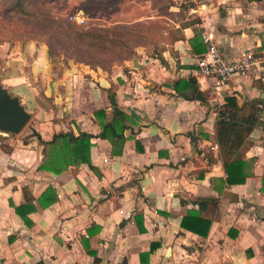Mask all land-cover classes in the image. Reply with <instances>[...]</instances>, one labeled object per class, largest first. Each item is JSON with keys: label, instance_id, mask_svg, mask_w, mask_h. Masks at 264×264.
I'll use <instances>...</instances> for the list:
<instances>
[{"label": "crops", "instance_id": "crops-1", "mask_svg": "<svg viewBox=\"0 0 264 264\" xmlns=\"http://www.w3.org/2000/svg\"><path fill=\"white\" fill-rule=\"evenodd\" d=\"M186 10L200 23L181 29L161 57H136L138 66L133 58L110 71L55 72L45 43L0 45L16 61V74L1 83L32 115L25 136L0 134V264H264V111L245 147L244 184L229 185L215 134L226 97L264 108V78H234L216 97L200 85L195 64L205 38L230 59L248 50L264 56V0H188ZM196 30L204 53L193 50ZM191 78L205 101L176 92V82ZM112 93L133 117L124 143L99 136L101 122L113 120ZM33 131L46 142L68 131L94 135L92 167L40 169L49 148ZM26 188L36 210H24V219L15 207L28 204ZM45 192L47 203L58 197L46 208ZM201 199L218 202L202 210ZM191 213L212 221L207 237L182 225Z\"/></svg>", "mask_w": 264, "mask_h": 264}, {"label": "trees", "instance_id": "trees-1", "mask_svg": "<svg viewBox=\"0 0 264 264\" xmlns=\"http://www.w3.org/2000/svg\"><path fill=\"white\" fill-rule=\"evenodd\" d=\"M35 3L39 8L44 3V0H0L2 18L6 21L7 18L16 21V26H1L0 32L6 33L16 40L23 41L32 40L45 43L48 49V55L52 52V42L48 37L60 43H65L70 49L85 50L94 56L98 57L99 64L96 67H101L105 70L111 68L117 63L116 58L123 50L129 49L131 42L126 36L132 28L120 25L114 28L90 26L84 28V25H79L75 22L58 21L43 11L28 10V4ZM170 4L166 5V9H170ZM186 6L182 4L180 11H184ZM199 21L184 22L180 29L199 24ZM43 37L41 38V33ZM200 31L196 30V35L191 40L192 47L195 53H204L203 43L200 40ZM182 39V35L173 38V43ZM19 40V41H20ZM198 42V43H196ZM202 45V49L199 46ZM167 50L166 46L157 48L158 56ZM110 57V58H107ZM109 63V66H108ZM95 67V68H96ZM259 80V79H257ZM175 90L180 95L189 98L197 96L206 97L199 89L195 79L191 78L188 81L180 80L174 84ZM110 100L113 106V120L106 119V113L103 110L97 112L98 118L107 120L101 122L102 132L100 137L109 139L114 143H124L125 131L129 129V122L133 121V117L124 112L116 103L115 94H110ZM264 108L258 107L257 103L249 102L240 106L235 96L225 98V103L222 104L218 111V119L216 122L215 134L217 143L220 149L221 161L223 163L226 174L228 175V183L230 186L240 185L246 182L250 173L247 172V163L243 160L244 151L248 139L255 127L260 122L261 114ZM33 136L38 137L40 144L49 148L48 158L40 166V169L50 171L54 174H60L71 166L86 164L92 167L91 162V140L94 135L82 132L76 136L73 131L56 134L51 141H44L40 134L33 131ZM6 146H4L5 148ZM7 149V148H5ZM26 198L25 205L15 207L16 212L26 219L24 210L35 211L33 205L34 197L29 190L24 189ZM51 197V192H45L40 197L39 202L42 207L46 208L55 203L58 199L53 196L47 203L45 200ZM212 203L217 205V200L201 199L200 209L205 208V204ZM136 223L141 232L145 231L139 217L136 218ZM212 221L199 216L197 213H191L186 217L182 225L189 231L196 233L202 237H207ZM156 248L152 244L150 252Z\"/></svg>", "mask_w": 264, "mask_h": 264}, {"label": "rangeland", "instance_id": "rangeland-1", "mask_svg": "<svg viewBox=\"0 0 264 264\" xmlns=\"http://www.w3.org/2000/svg\"><path fill=\"white\" fill-rule=\"evenodd\" d=\"M169 4L171 5L170 9H166L165 6ZM182 4L187 6L188 0H44V3L39 8L35 3H30L27 6L28 10H33V12L43 10L51 18L62 22L77 23L75 18H85V22L79 24L84 25V28L90 26L114 28L120 25L132 28L128 33L130 35L126 36L131 42L129 49L121 50L122 52L116 57L118 61L114 66H118L144 53L155 55L158 53L157 48L164 46L167 49L171 48L173 38L182 35L181 29L177 28L176 24L190 22L189 11L186 9L184 11L178 10ZM1 6L3 5L0 4V13ZM2 17V14H0L1 26H16L15 20L7 18L4 21ZM43 34L42 32L41 38ZM48 39L52 42V52L49 55V59L55 72L60 70L63 72L80 65L95 68L99 64L97 61L98 57L85 50L70 49L65 43H60L50 36ZM19 40L0 32V45L32 41ZM5 53L8 52L0 51V77L9 71H13L16 74V61L13 60L15 56L11 55L10 52L8 54ZM107 58L110 57L107 56ZM6 63L11 66L9 69H7ZM10 77L12 76L8 77L9 80L13 79L12 81L16 82V77ZM30 122L20 134L10 136L21 135L22 137L25 136L24 134L30 133V129H32Z\"/></svg>", "mask_w": 264, "mask_h": 264}, {"label": "built area", "instance_id": "built-area-1", "mask_svg": "<svg viewBox=\"0 0 264 264\" xmlns=\"http://www.w3.org/2000/svg\"><path fill=\"white\" fill-rule=\"evenodd\" d=\"M78 24L85 22V18L77 17ZM208 49L196 59V78L200 85L208 84L210 95L220 97L223 88L237 77L264 78V56L248 50L236 58H227L210 39L205 38ZM220 108V107H219ZM218 108V111H219ZM217 149V145L213 146Z\"/></svg>", "mask_w": 264, "mask_h": 264}, {"label": "water", "instance_id": "water-1", "mask_svg": "<svg viewBox=\"0 0 264 264\" xmlns=\"http://www.w3.org/2000/svg\"><path fill=\"white\" fill-rule=\"evenodd\" d=\"M134 65L138 66L137 58L134 59ZM195 99L205 101L202 96ZM31 119L32 115L20 97L12 95L0 79V134L5 137L20 134Z\"/></svg>", "mask_w": 264, "mask_h": 264}]
</instances>
